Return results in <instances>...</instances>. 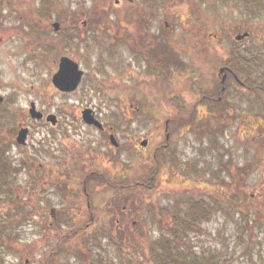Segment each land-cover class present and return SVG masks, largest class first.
<instances>
[{"label": "flooded vegetation", "instance_id": "obj_1", "mask_svg": "<svg viewBox=\"0 0 264 264\" xmlns=\"http://www.w3.org/2000/svg\"><path fill=\"white\" fill-rule=\"evenodd\" d=\"M116 3L117 10L86 9L90 12L83 24L102 23L111 30V43L125 45L128 59L123 80L118 84H110L109 87H121L122 92L129 95V107H155L156 124L151 127L150 134L146 131L144 135L140 133L141 135L136 136L132 127L135 117L125 118L122 126L120 120L104 119L97 115L95 109L85 106L92 109L101 125L87 123L82 116L80 120L87 124L90 132L94 129L104 139L103 142L101 138L100 141H95L93 133H87V144L79 146L76 155L72 154L68 160L65 159L68 163L65 169L61 166L55 169L45 166L48 174L52 172V168L55 174L50 184L44 182V186L51 185L56 195L60 196L58 203L52 204L44 216V219H50L45 228H49L51 234L78 237L141 234L139 221L145 207L138 202L139 205L136 206V201L133 204L131 199H143L146 195V190L142 187L145 181L141 177H152L148 171H155V181L150 184L151 189H147L148 194L153 188L157 190L160 187L163 190L160 193L168 199L166 205L156 208L158 220L155 226L159 233L168 229L170 216L167 211L174 207L177 196L196 191L200 193L195 190V182H199L198 187L206 190L204 193L208 194V200L210 191L212 194H219L217 190L229 186L228 183L233 187L245 183L247 175L256 171L255 166L264 171V30L253 32L252 29L248 30V25L245 26L246 23H255L264 29V24H258L259 17L263 15L261 18H264V4L260 8L253 6L237 9V14L240 12L242 15L238 20L234 18L233 22L228 21L225 16L220 32L206 33V19H203V32L199 28L191 29V35L176 38L175 47L170 42L172 39L163 42L160 37L161 29L157 23L161 22L157 18H162V15L157 12L158 8H150L148 14L149 8L141 5L134 8L130 6L131 3L123 4L122 0H116ZM119 8L123 11L118 12ZM15 9L23 24L32 28L34 18H29L23 8ZM42 9L44 8H40V11ZM44 17L46 15L41 13L37 21L44 31L46 41L42 44L45 46L51 38L47 26L59 23V29H54L59 31L63 24L56 20L50 22L51 19ZM111 19L114 21L111 22ZM76 20L81 27L82 20L75 19V22ZM242 34L246 35L241 36ZM215 43L219 44V52L212 54L211 48ZM62 55L68 54L60 56ZM84 76L85 71L80 85ZM96 81L98 79L93 78L92 82ZM30 104L36 107L34 101ZM60 122L58 119L56 125ZM187 134L195 135L202 145L198 144L196 147L195 140L183 138ZM121 135L122 142L119 141ZM105 145L109 149L108 155L102 157L100 154H105L100 153L99 147ZM184 148H188L189 153L186 159L181 155ZM120 149L126 154L131 152L134 159L124 160ZM148 149L149 157L156 160L155 165L147 159ZM234 151H240L242 162L237 161ZM33 169H36L34 165ZM180 169L181 172H188L184 175H187L186 181H191L186 192H178L175 187ZM165 171L171 175L170 182L162 180ZM226 172L233 177L231 182L226 181L223 176ZM35 174L40 179L39 172L36 171ZM68 175L75 177V185L82 188L77 198H68L58 191L63 183L54 178L68 179ZM99 177L104 180L99 181ZM116 178L121 179L115 180ZM68 183L74 184L70 180ZM112 186L123 188L118 196L125 200L129 198L126 205H116L111 200L106 201V206L97 202V194H104L102 190L113 188ZM127 188H134L133 192ZM112 219L116 226L112 225ZM203 227L205 231V226Z\"/></svg>", "mask_w": 264, "mask_h": 264}, {"label": "rangeland", "instance_id": "obj_2", "mask_svg": "<svg viewBox=\"0 0 264 264\" xmlns=\"http://www.w3.org/2000/svg\"><path fill=\"white\" fill-rule=\"evenodd\" d=\"M122 1L123 4L131 3L130 6L132 7L141 5L149 8L148 14H150V8L152 10L158 8L157 12L160 16L162 15V18H157L161 22L157 23L161 29L160 37L163 42L172 39L170 42L175 47H177L176 38L191 35L189 33L191 29L199 28L202 31L203 19H206V33L208 31L220 32L221 22L225 16L228 21L233 22L234 18L238 20L242 15L240 12L237 14V9L253 6L260 8L264 3V0ZM117 4L116 0H0V94L5 96L4 103H0V112L4 109L9 112L7 117L0 120V128H2L5 140L10 142L9 145H12L7 152L8 156L18 162L20 159L28 161L30 159L40 175V186L32 194L31 191L29 192L28 182L31 177L28 170L24 168L14 175L13 185L19 191L20 196L30 208L35 207L37 211L25 220L21 216V221L16 223L18 244L25 251L21 253L14 249L6 252L4 264H43L48 258L47 251L50 250L49 237L51 232L49 228H45V225L50 219L46 220L44 216L49 212L48 209L52 207V204L58 203L60 196L56 195L50 187L51 185L47 186L55 173L52 168V172L48 174L45 166H52L54 169L61 166L62 169H65L68 164L65 159L68 160L72 154L76 155L79 146L83 147L87 144V133H93L95 141H100L99 138H101L103 142L104 139V136H101L96 130L92 129L90 132L87 129V124L80 120L82 110L86 105L95 109L99 117L108 120L109 118L120 120L122 126H124L125 118L135 117L136 120L133 121L132 127L136 136L146 131L150 134L151 127H155L157 116L155 107L143 105L140 106V109L129 107V95L122 92L121 87H109L110 84H118L123 80L125 63L128 59V56L126 58L125 45L111 43V30L106 25L102 23L100 25L83 24L87 13L90 12L86 9L112 8L117 10L115 7ZM15 8H23L29 18L41 17V13H44L46 17L51 19L50 22L55 20L61 22L63 25L59 31H55L51 24L47 26L50 29L53 45L50 42L45 46L42 44L46 41H44L43 30L40 32L38 30V33L32 35L31 32L34 28L23 24L22 20L18 18L19 14ZM40 8H44L42 11L46 10V12L40 11ZM231 8L234 9L230 11ZM122 11L119 8L118 12ZM262 16L258 19L259 25L264 24ZM75 19L82 20L81 27L77 20V23L75 22ZM113 21L114 19H111V22ZM246 25H248V30L252 29L253 32L264 30L259 28L260 26H256L255 23H246ZM36 26L37 22L34 27ZM218 52L219 44L216 45L215 43L211 48V53L217 54ZM63 53L76 59L85 71L80 87L73 92L59 91L51 81L53 73L58 68L59 56ZM165 54L170 57L169 54ZM93 78H97L98 81L92 82ZM31 101L35 102L37 109L41 110L44 115L49 113L57 115L61 121L60 124L52 126L44 118L41 120L32 118L29 113ZM20 126L29 127L27 145L20 146L16 143L15 138ZM230 130L233 133L231 128ZM14 131L16 132L15 142L12 140ZM183 138L189 139V141L195 140L196 147L198 144L202 145V142L195 135L187 134ZM119 141H123L122 135L119 136ZM99 149L100 153L105 154H100V156L106 157L108 155L109 149L106 145L99 147ZM184 151H181V155L182 158L186 159L189 154L188 148H184ZM240 151H234L233 154L237 161L242 162ZM120 152L124 160L134 159L131 152L126 154L121 149ZM146 153L147 159L155 165L156 160L152 156L149 157L148 154L150 149ZM254 169L256 171L247 175L245 183H240L235 187L228 183L230 187L224 186L220 190L218 189L219 194H213L217 199L223 201L222 211L220 214L217 212L210 221L205 223L204 232H199L198 235L194 234L193 236V241L198 248L204 247L206 250L222 251L221 259L231 258L229 264H264V229L262 231L258 227L255 228L254 233L257 232L254 235L255 241L257 245L261 243V247L253 251V260L249 255L242 254L246 242L240 244L236 238L239 230L237 221H243V213L252 218L257 216L259 210L263 214L261 221L264 223V171L257 166ZM181 170L178 171V182L175 187L178 188V192H186L191 181H186L188 178L185 177L187 175L184 173L187 174L188 172H181ZM200 172L205 178L203 171ZM166 173L167 171L164 172V179L162 178V180L170 182L171 175ZM194 174L196 173L194 172ZM223 176L228 182L233 180L229 172L223 173ZM44 182L47 183L45 186ZM152 182L154 181L152 180ZM210 182L212 183L211 179ZM195 184L199 185V182ZM196 190L201 193L206 192L201 187H197ZM160 191H163L160 187L157 190L153 188L152 192L144 198L145 202L142 203L144 207L145 204H147V209L152 204L156 208L166 205L168 199ZM48 200L50 205L47 204ZM145 209L143 210V217L139 221V229L142 228L141 230L146 231L140 236L143 242L159 236V231L155 226L158 219ZM4 214L5 211L3 210L0 219L3 218ZM248 233L250 231L247 232V235ZM104 242L106 241L104 240ZM3 248L4 250L7 249L6 246ZM111 253L113 254V248H111ZM74 256H71L67 261L65 255L60 260L64 264H80L78 258ZM143 261L145 264H152L147 259Z\"/></svg>", "mask_w": 264, "mask_h": 264}, {"label": "trees", "instance_id": "obj_3", "mask_svg": "<svg viewBox=\"0 0 264 264\" xmlns=\"http://www.w3.org/2000/svg\"><path fill=\"white\" fill-rule=\"evenodd\" d=\"M264 4V3H263ZM37 22V26L35 23ZM33 32L32 35L40 32L41 25L37 21V17L33 19ZM50 44L53 45V41L50 38ZM8 110L0 112V120L4 119L8 115ZM13 130H16L13 128ZM15 131L13 132L12 140H14ZM7 142L4 138L2 128H0V215L5 211L3 218L0 219V264H4L5 253L11 250H17V252L23 253L25 250L21 249L22 246L18 244V233L16 232V223L21 221V216L23 220L34 215L37 211L35 207L30 208L23 197L20 196L19 191L13 185L14 175L19 173L24 168L28 170L31 180H29V192L34 193V190L40 186V179L36 176V169H33V164L29 159H20V162L15 161L7 152L9 151L11 144ZM198 173L197 171H195ZM152 177L148 175L141 177L145 184H141L146 190V195L143 199L136 201V206L138 203H144V198L148 194L147 189H151L149 186L152 180L155 181V171L153 170ZM69 178H54L63 183L58 191L68 197L77 198L80 194L82 188L75 185L76 178L68 175ZM120 180L121 178H116L115 180ZM69 180L73 181V185H69ZM104 178L99 177V181H103ZM197 183V182H195ZM199 185H195L197 188ZM110 187V186H108ZM113 188L103 189L104 194H97V202L102 203L106 206V201H114L116 205L119 203L127 204V200L119 198L118 194L121 193L122 187L112 186ZM101 188V187H99ZM130 192H133L134 188H127ZM196 190V189H195ZM218 191V190H217ZM112 193H115L112 195ZM121 196V195H120ZM207 193H182V195L177 196L174 207H170L167 211L170 220H168V229L159 233L157 238H151L143 242L140 237L146 231L142 230L139 235H117V236H96L90 235L85 237L78 236H59L50 233L49 244L50 250L47 251L48 258L43 264H64L61 262L60 258L66 255L67 261L73 255L78 258L80 264H145L144 259L151 262L152 264H229L231 258H224L222 260V251L209 249L206 250L204 247L198 248V246L193 241L194 234L198 235L199 232L203 231V222L210 220L212 216L218 211H222V202L219 198L217 199L210 191V198L207 200ZM150 198V196H149ZM30 199V198H29ZM45 199V198H44ZM122 199L124 201H122ZM134 200V201H133ZM32 201V200H31ZM138 202V203H137ZM147 203V201H146ZM49 204V200L47 201ZM147 209V204H145ZM221 209V210H220ZM164 211V210H161ZM15 212V213H14ZM147 212L150 214L156 213L155 205H149ZM166 212V211H165ZM163 213V212H162ZM221 212H218L220 214ZM263 214L259 210L257 211L256 217H250L243 213V221H237V241L244 245L245 250H242V254L249 255L252 259L253 251L260 249L261 243L256 244V235L254 231L255 228H259L263 231L262 225L264 223L261 221ZM157 218V216H156ZM159 222H161L159 220ZM112 225L116 226L115 221L111 220ZM113 226V227H114ZM142 229V228H141ZM247 235V232H249ZM104 240L106 242H104ZM3 246L7 249L4 250ZM26 247V246H25ZM24 247V248H25ZM243 247V249H244ZM111 248H113V254L111 253ZM5 251V252H4ZM253 260V259H252Z\"/></svg>", "mask_w": 264, "mask_h": 264}, {"label": "water", "instance_id": "obj_4", "mask_svg": "<svg viewBox=\"0 0 264 264\" xmlns=\"http://www.w3.org/2000/svg\"><path fill=\"white\" fill-rule=\"evenodd\" d=\"M54 29H59V23L53 24ZM246 34H242L241 36H245ZM84 71L80 68L79 63L72 59L69 56H61L59 60V66L57 71L52 76V82L55 87H57L61 91L70 92L77 89L79 86ZM3 97L0 95V102L3 101ZM30 113L34 118H41L43 116L42 112L37 111L35 109L34 104H32V108L30 109ZM82 116L87 123L101 125V123L95 118L94 113L91 109H84L82 112ZM47 120L52 124H56L57 118L54 114H49L47 116ZM28 128H21L17 134L16 140L20 144H26V139L28 135ZM113 140V136H111Z\"/></svg>", "mask_w": 264, "mask_h": 264}]
</instances>
